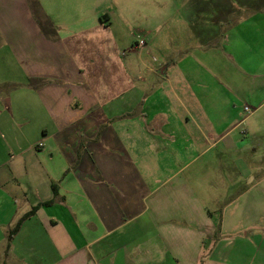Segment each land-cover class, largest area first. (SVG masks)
<instances>
[{"label": "crops", "instance_id": "obj_1", "mask_svg": "<svg viewBox=\"0 0 264 264\" xmlns=\"http://www.w3.org/2000/svg\"><path fill=\"white\" fill-rule=\"evenodd\" d=\"M83 1L38 0L47 36L29 0H0L18 69L0 74V264H264V0L194 3L202 46L225 48L214 83L173 60L150 88ZM212 148L239 158L196 166Z\"/></svg>", "mask_w": 264, "mask_h": 264}, {"label": "rangeland", "instance_id": "obj_2", "mask_svg": "<svg viewBox=\"0 0 264 264\" xmlns=\"http://www.w3.org/2000/svg\"><path fill=\"white\" fill-rule=\"evenodd\" d=\"M33 1V0H32ZM37 2L36 0H34ZM47 9L56 10V14L63 11L66 7L71 5L82 6L83 0H41ZM223 1V0H222ZM247 1V0H246ZM30 2V1H29ZM47 2V4H46ZM89 4L90 12H93V17L96 19L94 13L97 10H101V14H108L113 21L111 31L109 34H117L124 44V48H121L122 52L127 57L136 61L140 58L141 64V78L143 85L147 87L154 86L164 82L157 73L149 74L148 69H154L155 72L161 70L164 72L166 65L173 60H178L181 70L189 68L190 71L197 70V67H205V76H200V82H206V85L214 83V73H218L220 70L215 68V62H224L223 50L221 47L216 53L214 49H210L211 45L202 46L201 38L198 35V31L201 29L203 23V17L205 14L196 10L193 5L198 0H85ZM206 2H212V0H206ZM238 6H244L245 2L237 0L235 2ZM248 3V2H247ZM14 4H17L16 2ZM35 4V3H34ZM200 5V4H199ZM203 5V3L201 4ZM32 13L34 17L42 20L41 9H36L35 6L30 3ZM246 9L245 7L240 8ZM239 9V10H240ZM246 12V11H244ZM45 14V13H44ZM237 16L245 13H233ZM16 16H19V12H16ZM101 18H105L103 15ZM17 19V18H15ZM237 20V19H236ZM15 31V29H14ZM223 39V38H222ZM144 41L145 44L141 48H137L136 43ZM220 43V42H218ZM3 42L0 37V74L8 73L15 78L17 77V66L11 64L10 60H6L5 56L7 51L2 46ZM254 52L253 56L255 57ZM122 58V57H121ZM162 68V69H161ZM223 72V71H221ZM195 82V83H194ZM198 84L196 77L192 78L191 85ZM223 91L230 92L229 83L224 81ZM206 88L205 91H197L195 89V99L200 97L208 98V94H212L213 91ZM212 88V86H211ZM228 92V93H229ZM246 111V110H245ZM251 111V109H250ZM249 111V112H250ZM248 112V111H247ZM33 129H31V136L33 135ZM262 141L254 140V143H262ZM261 145V144H260ZM254 147H257L256 145ZM253 147V148H254ZM260 150H258V153ZM203 153V152H202ZM240 157H248L243 155V152H239ZM255 159L257 158V152H254ZM239 158L238 153H223L220 149L205 150L204 154L198 157L195 161L196 166L202 165L212 168L213 170L216 163L224 164L225 166L231 165V159ZM194 166H191L192 170ZM212 173V171H211ZM237 179L231 180V185L235 183ZM207 189H212L206 187ZM235 187L231 186L230 190ZM227 187L219 189L217 191L218 197L221 200H225L226 196L224 190Z\"/></svg>", "mask_w": 264, "mask_h": 264}, {"label": "trees", "instance_id": "obj_3", "mask_svg": "<svg viewBox=\"0 0 264 264\" xmlns=\"http://www.w3.org/2000/svg\"><path fill=\"white\" fill-rule=\"evenodd\" d=\"M29 1H30V3L32 4V7H33V5H34L36 9H37V8H38V9H41L38 0H36L37 2H35L34 0H33V1H32V0H29ZM34 3H35V4H34ZM40 15L43 17V19L40 20V19L37 17V21H38L39 24L41 25V28H42V30L45 32V34H46L47 36H50V35H51L50 32H55V31H56V28H55V26L51 23V21L49 20L48 16L44 14V12L42 11V9H41V14H40ZM35 210H36V208H34V209L30 212L29 215L34 214ZM20 223H21V222L18 223V225H17V226L11 231L10 234L15 233V232L17 231L18 227L20 226Z\"/></svg>", "mask_w": 264, "mask_h": 264}, {"label": "built area", "instance_id": "obj_4", "mask_svg": "<svg viewBox=\"0 0 264 264\" xmlns=\"http://www.w3.org/2000/svg\"><path fill=\"white\" fill-rule=\"evenodd\" d=\"M144 44H145V42L142 40V41H140L139 43H137V46H138V47H141V46L144 45ZM245 110L249 112V111H250V108H249L248 106H246V107H245Z\"/></svg>", "mask_w": 264, "mask_h": 264}]
</instances>
